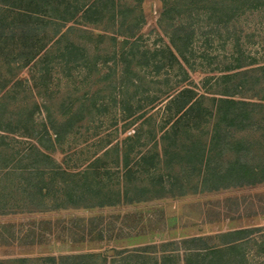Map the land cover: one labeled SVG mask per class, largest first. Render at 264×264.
<instances>
[{
	"label": "rangeland",
	"instance_id": "374dc122",
	"mask_svg": "<svg viewBox=\"0 0 264 264\" xmlns=\"http://www.w3.org/2000/svg\"><path fill=\"white\" fill-rule=\"evenodd\" d=\"M115 2L135 11L125 30L130 33L132 27L138 35L140 53L151 50L152 54L170 44L172 21L161 22L160 0ZM140 14L142 21L136 26L134 18ZM110 17L96 26L78 27L68 35L69 40L86 47L88 63L75 70L52 63L49 66L52 74L45 77L39 69L52 47V28H39L34 38L41 44L34 48L29 40L33 38L31 34L24 41L22 33H10L17 27L18 19L16 14L7 13L2 26L6 36L0 42V115L5 116V124L12 120L13 128L20 132L0 138L3 143L0 146V264H52L49 261L52 258L56 264H71L67 257L79 262L85 256L83 261L88 263L90 260L101 263L107 257V264L112 260L135 264L134 258L142 250L144 260L148 257L160 262L166 255L184 264L186 256L180 250L183 242L244 229L252 230L244 248V263L264 264V183L238 187L218 184L221 188L212 189L213 181L202 184L204 177L211 180L209 176L195 175L180 183L187 191L184 195L170 193L161 199L114 207L28 210L24 177L25 169L31 164L46 168L53 161L69 173L87 171L90 177L98 173L102 186L117 192L123 184L122 168L118 167V153L112 146L137 128L149 133L165 126V102L158 103L156 107L160 106L153 111L148 106L153 99L175 95L184 85H189L198 95H206L201 101L202 116L193 113L185 126L195 135L207 137L214 124L210 116L211 98L223 90L217 78L231 69L244 71L236 70L238 64L245 67L253 63V68L264 65V8L247 10L227 26L217 27L212 23L214 29L209 20L196 18L197 26L201 25L203 30H198L194 42L196 53L189 55L186 83L182 82L184 73L177 64L173 68L168 66L166 54L157 59L158 63L167 65L160 72L153 69V60L146 68L134 60L131 70L123 74V64H115L114 58L123 41L117 35L121 18H116V24ZM30 54H35L36 62L24 66L20 58ZM204 54L206 58H200ZM121 77H124L122 83ZM239 81L238 78L233 82ZM262 95L259 88H247V98L260 99ZM130 104L132 114L136 113L133 116L123 110ZM138 105L141 110H137ZM63 117L71 119L72 127L61 131L64 133L58 140L52 134L49 137L45 132L51 121L63 123ZM27 135L44 138L51 162L41 157L36 159V153L29 154ZM244 137L250 144H256L251 159H259L261 134L248 131ZM149 141L146 135L142 142L145 145L136 146L130 155L131 162L137 160L138 153L152 146ZM24 156V160H13ZM174 172L181 170L176 167ZM169 173L163 163L155 179L144 172L136 175L132 184L148 187L154 193V182L160 176L166 181ZM175 189L176 192L178 186ZM221 243L222 239H215L210 245Z\"/></svg>",
	"mask_w": 264,
	"mask_h": 264
},
{
	"label": "trees",
	"instance_id": "16d2710c",
	"mask_svg": "<svg viewBox=\"0 0 264 264\" xmlns=\"http://www.w3.org/2000/svg\"><path fill=\"white\" fill-rule=\"evenodd\" d=\"M160 1L162 3L161 22L172 21L170 44L164 49L155 50L152 54L151 50L140 53L137 45L138 35L132 27L130 33L125 30L126 25L131 24L128 20L130 21L129 18L135 11L130 7L119 6L115 0H0V32H2L0 42L6 36L2 26L5 19L7 20V13L16 14L18 19V25H15L17 27L10 33L20 32L23 34V38L31 34V38L33 37L29 38L32 40L31 47L35 48L41 44V41L34 38L37 36L39 28L42 26L52 28V47L47 50L48 53L42 64L40 61L41 68L39 69L40 74H45V77L51 76L52 69L49 66L52 63L62 64L67 70L79 69L83 63H88L86 47L81 43L69 40L70 32L75 31L78 27L84 28L87 25L101 24L109 16H111V21L118 24L116 18L120 16L121 22L117 35L123 41L119 43L121 48L115 52L114 58L117 60L115 64L119 62L123 64L125 71L123 74L131 70L134 60L145 68L151 66L153 60V69L160 72L167 65L162 61L158 63L157 59L160 55L166 54L169 61L168 66L173 68L177 64L184 73L182 82L186 83L189 80L186 70V66H190L189 55L196 53L194 42L198 36L197 33L203 30L201 25L197 26L196 18L203 17V19L209 20L211 27L212 23H216L217 27L227 26L247 10L264 8V0ZM140 21H142L141 14L136 15L135 25H139ZM7 26L10 28L8 23ZM212 29L214 28L212 27ZM208 34L207 32L206 36ZM131 40L134 42L130 43ZM33 55L35 54L24 55V58H20L24 66L36 62V56ZM200 58L205 59V54ZM241 66L238 64L236 70L243 68L244 71L234 72L235 69H231L232 71L223 72V75L217 78L218 85L223 87V90L211 98L213 105L210 116L214 119V124L207 137L195 135L191 129H188V125L185 126L190 121L188 117L193 113L199 112L198 115L202 116L200 113L203 111L201 101L206 98V95H198L189 85H184L183 89L175 95L167 96L164 99L155 98L149 103V109L154 111L165 102V126L158 128L159 131L153 130L149 133H145L142 127L137 128L133 134L126 135L119 143L112 146V150L118 153V167L122 168L123 184L117 189V192L102 186L98 173L90 177L87 171L69 173L63 170L60 165L51 162V154L44 146V138L41 135L38 137L37 135L25 136L29 140L30 147L27 149L29 154L36 153V159L41 157L52 164L46 168H39L31 164L25 169L27 171H25L24 188L28 193V210L114 207L120 204H139L153 199H161L170 193L184 195L187 194V191L180 183L195 175L209 176L211 180L204 177L205 181L202 184L207 185L208 181H213L212 189H218L221 186L238 187L264 183V65L255 68H253L255 66L253 63L245 67ZM238 78L241 81L233 82ZM252 78L256 81L250 82L249 80ZM123 79L124 77H121V83ZM249 87L259 88L263 94L262 97L260 99L247 98L246 91ZM158 103L160 105L156 107ZM127 106L123 110L132 114L133 106L131 104ZM136 108L137 110L142 109L141 105ZM135 114L133 113L131 116ZM64 118L67 117L62 118L63 123L56 120L51 121L50 128L46 129L45 133L48 136L52 134L58 140L73 125L71 119ZM5 121V116L1 114L0 138L4 139L3 136H6L4 134H19V129L13 128L12 120L6 124ZM255 128L258 129L255 130ZM248 131L259 133L262 136L260 142L262 150L259 159H251L256 144H250L245 139L244 135ZM146 135L152 146L145 152L138 153L137 160L131 162L130 155L136 146L145 145L142 142ZM2 145L3 143H0V146ZM24 159L26 156L13 160ZM163 163L170 173L166 181L164 176L157 178L159 181L153 184L154 193H151L150 188L147 189L148 187L132 184L133 178L135 177L136 180V175L144 172L154 177L152 180L155 179V175ZM176 167L179 171L181 170V173L174 172ZM81 174L84 176L78 178ZM120 183L121 181H118V184ZM218 184L222 185L219 187ZM176 186L178 189L175 192ZM251 234L252 230L244 229L217 235V237H195L187 240L183 242V249H180L186 256L183 263L245 264L244 248ZM215 239H222V243L210 245V242ZM142 254H145L144 250L137 253V257L134 258L135 264H181L172 256L163 255L159 262L156 258L147 257L144 260L141 257ZM85 258L86 256L80 257L81 261L79 262L74 261L76 259L73 257L66 259L71 261V264H87L88 262L83 261ZM49 261L52 264L57 263L53 258ZM107 262V257H104L101 263L90 260L88 264H107ZM110 264H120V262L112 260ZM121 264L132 263L123 262Z\"/></svg>",
	"mask_w": 264,
	"mask_h": 264
}]
</instances>
